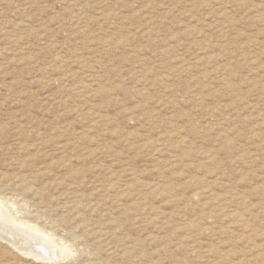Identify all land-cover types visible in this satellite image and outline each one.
<instances>
[{"label":"rangeland","instance_id":"374dc122","mask_svg":"<svg viewBox=\"0 0 264 264\" xmlns=\"http://www.w3.org/2000/svg\"><path fill=\"white\" fill-rule=\"evenodd\" d=\"M0 209L66 251L0 264H264V0H0Z\"/></svg>","mask_w":264,"mask_h":264},{"label":"bare ground","instance_id":"6f19581e","mask_svg":"<svg viewBox=\"0 0 264 264\" xmlns=\"http://www.w3.org/2000/svg\"><path fill=\"white\" fill-rule=\"evenodd\" d=\"M11 223H15L16 226L11 225ZM42 232L36 227H29L13 218L5 217L0 209V238L8 241L15 248H21L27 255L35 259L49 260L52 257H64L66 251L62 248L58 250L53 248L49 237Z\"/></svg>","mask_w":264,"mask_h":264}]
</instances>
